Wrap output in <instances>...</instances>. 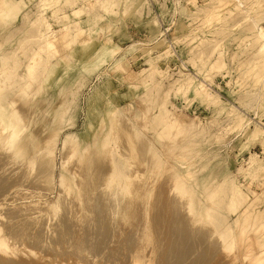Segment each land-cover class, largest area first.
I'll list each match as a JSON object with an SVG mask.
<instances>
[{
    "label": "rangeland",
    "instance_id": "obj_1",
    "mask_svg": "<svg viewBox=\"0 0 264 264\" xmlns=\"http://www.w3.org/2000/svg\"><path fill=\"white\" fill-rule=\"evenodd\" d=\"M263 10L264 0H0V69L16 80L1 109H17L28 143L49 136L56 145L52 189L25 184L4 194L13 205L30 199L52 204L65 175L80 195L91 167L104 170L110 160L102 141L110 146L111 130L125 127L146 137L151 156V164L133 163L132 193L125 194L134 204L125 224L139 232L138 246L152 231L155 188L177 184L188 198L191 227L195 222L200 229L190 235L193 253L183 264H264ZM51 31L58 37L48 47ZM19 83L25 87L20 97ZM166 111L183 118V136L162 133ZM69 138L72 158V144L61 151ZM3 192L1 202L8 199ZM53 214L45 219L53 221L50 227L66 218L74 238L89 235L82 233L83 219L59 209L56 219ZM91 232L84 244L107 253L116 237L103 227ZM149 243L137 248L143 262L154 258L155 242Z\"/></svg>",
    "mask_w": 264,
    "mask_h": 264
},
{
    "label": "bare ground",
    "instance_id": "obj_2",
    "mask_svg": "<svg viewBox=\"0 0 264 264\" xmlns=\"http://www.w3.org/2000/svg\"><path fill=\"white\" fill-rule=\"evenodd\" d=\"M59 32L61 33V31ZM59 32L57 33L60 34ZM66 32L67 31L64 33ZM53 33L54 32L51 31V36L55 37L54 39L52 37V39L49 38L50 34L46 38V45L48 47L55 46L54 42L58 36L56 37ZM64 33L61 34L64 35ZM262 34L264 36L263 32ZM63 35L62 38H64ZM37 53L38 50L34 55L32 53L33 63L34 59L38 57L35 56ZM117 53L118 51H113L114 56ZM27 67V73L29 74V77L31 76L30 78H32V75L34 74V66L32 64ZM15 82L16 80L14 79L13 73L2 67L0 69V100H6L7 103H10V98L5 90L14 86ZM17 92L19 97L25 93V87L22 86L21 83L18 84ZM1 107L2 106L0 105V191L3 192L2 190H6V192H9L13 187L23 186L25 184L29 185L28 188L30 185H38L39 187L45 186L46 190L47 188L52 189L55 160L54 150L56 149L55 141L48 136L39 141L28 143L27 137H22L26 124L23 122V118L18 114L17 109L13 108L8 110L6 108L1 109ZM169 111H166L165 113L166 123L164 125L165 129H163L162 133L166 134L170 139L183 136L185 128L183 118L178 116L175 117L172 112L170 113ZM109 115H115V113ZM124 120L126 121V119ZM123 124L128 126L124 122L121 125ZM124 129L125 127L122 129L119 128V126L116 131L110 129L112 135H110L108 140L111 139L112 144L107 146L108 144H106V140L102 141V144L107 147L110 160L104 170L98 171L96 165H93L91 167L92 169L88 167L93 172L91 173L90 171L89 174L86 173L87 178L83 179L81 182L83 183L84 189L83 193L80 195L75 196L74 188L69 184V180L65 175H62L59 181L58 196L57 199H55L56 201H54L55 203L52 204L43 203L44 201L39 202V200L37 202L36 200L34 201L30 199L25 203H17L18 205H13L12 202H15L16 200H13V197L9 199V196L7 197L4 194L5 191L2 193L3 197L6 196L8 198L5 201H10L12 204H6L5 206V201H0V217H5L6 223H0V264H93V259L95 260L94 257H99L100 259L97 264H107V262L111 259L113 260V258L115 259L113 261L116 263L117 260L119 264H183V260L184 262L185 259L187 260V257L189 256L188 252L191 251L193 253V245L191 244L193 239H190V235L197 236L198 233H200V229L194 226L195 222L193 227H191L193 224L192 220L194 219L191 217V212L189 213V207L187 205L188 198L184 195L186 202L182 201L184 198L181 194L183 189L177 184L173 186V188H169V186L168 190H165L167 185L164 187L165 189L163 187L161 189V186L159 190V187L155 188V194H153L154 197L151 196L154 199H151L152 203L150 202V206L155 210L151 214L152 223L150 226L152 231H147L148 237L145 238L144 242H139L142 246L147 241H150V243H152V241L155 242L153 248L150 247V249L153 250L152 253L154 252V258L150 256L151 261L148 260L147 262H143L137 257V248L140 250L142 246L140 247V245H137V233L139 232L125 224V219L127 216H130L132 212L130 209L132 210V207L134 206L133 199L127 201L125 199V194L132 193L133 181L136 177L135 170H133V173L131 172L133 163L144 165V163L147 162L148 165L151 156L147 153L148 144L145 140L146 137L144 136V138L141 133H137L136 136L134 131L127 132L125 130V132L123 131ZM166 140L168 141L169 139L166 138ZM69 144H72V158L75 147L70 138L63 145L61 151L66 149ZM71 150H69L68 153H71ZM86 150L87 149H84V151ZM114 152L117 155V158L114 156ZM71 158L69 157V160ZM123 158L126 162H123ZM80 159L81 158H79V160ZM64 160L63 157L62 167L66 168L67 164L65 165L66 160ZM149 164H151V162H149ZM136 169H139V167ZM171 170L173 172L172 168ZM169 173L171 174V171ZM165 175L163 174L162 177L164 180L167 178ZM138 177L140 176L138 175ZM168 178L167 183H170V179ZM162 182L160 183L162 184ZM7 189L9 191H7ZM169 189H171V191ZM18 191H20V189L17 190V192ZM168 191L171 192V194L168 193ZM17 195L19 194L17 193ZM21 196H23V193ZM28 196H30V193ZM26 207H30L28 208L29 210H26ZM58 209L67 211V215L71 218L83 219L81 222L84 225L82 233H87L89 235H85V237L82 236L81 238L78 237V239L76 235L74 238V231L71 229L73 224L69 223L66 218L64 220L60 219L57 224L55 223V228L50 227V224L53 221L49 222L50 224L47 225L46 221L48 220L45 219L47 217L53 218V213L56 219L55 211H58ZM183 210L185 211L183 212ZM50 212L53 213L51 214ZM189 214L191 216H189ZM190 223L192 224L190 225ZM102 227L116 237L115 241L108 245L107 253L95 251L94 247L88 248L89 246L84 244L87 237H90L92 230L96 232ZM52 228L54 229V232L52 235H48V231L52 230ZM150 233H155L154 237L152 236L153 240L150 239L151 237L149 238V235H151ZM140 237H143V235H140ZM196 242L198 241L196 240ZM227 246V248L232 247L231 245ZM150 249L149 253L152 254ZM197 249L198 247L196 248V252ZM41 250L44 252H40ZM104 250L107 249L104 248L103 251ZM144 250H141L142 253ZM87 254H90L91 256H85ZM192 255L193 254H191V256ZM27 257L28 259L33 260L26 262L25 259ZM148 257L149 256L146 258ZM112 262H110V264H113ZM186 264L196 263L192 259L189 262H186Z\"/></svg>",
    "mask_w": 264,
    "mask_h": 264
}]
</instances>
